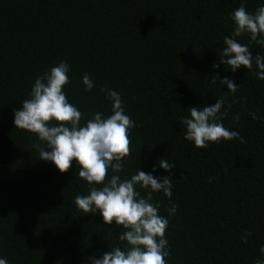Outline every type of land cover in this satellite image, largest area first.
Returning <instances> with one entry per match:
<instances>
[{"label":"trees","instance_id":"obj_1","mask_svg":"<svg viewBox=\"0 0 264 264\" xmlns=\"http://www.w3.org/2000/svg\"><path fill=\"white\" fill-rule=\"evenodd\" d=\"M241 3L249 13L264 6V0H0V258L7 264H92L89 257L127 248L118 239L122 226L106 225L99 213L75 205L77 195L89 194L79 165L74 161L60 173L39 160L33 144L46 145L38 137L15 128L14 111L30 98L35 79L63 61L70 66L64 92L83 113L81 125L96 112L112 114L102 88L120 94L135 122L131 155L123 171L109 169L108 178L129 179L139 168L161 179L171 175V203L162 191L152 193L158 214L169 221L167 264L264 260V80L255 65L233 72L219 57ZM235 39L253 56H264V46L249 43V34ZM213 75L239 88L232 93L219 81L210 84ZM217 100L224 101V127L246 143L221 140L197 148L184 139L180 120L190 118V107ZM162 158L176 166L171 173L159 167ZM136 190L141 197L150 191ZM172 204L177 211L170 216Z\"/></svg>","mask_w":264,"mask_h":264},{"label":"clouds","instance_id":"obj_2","mask_svg":"<svg viewBox=\"0 0 264 264\" xmlns=\"http://www.w3.org/2000/svg\"><path fill=\"white\" fill-rule=\"evenodd\" d=\"M234 31L232 36L224 37L225 47L219 53L220 63L235 72L240 67L248 71L258 69L256 75L264 80V56H253L247 45L237 42L235 37L249 34V43L264 46V6L258 7L254 13L246 10L245 3L232 13ZM219 67L213 64V68ZM70 66L60 62L51 67L49 72L35 79L28 99L22 107L14 111L15 128L35 134L40 143H34L33 148L39 152V160L50 161L60 173L68 172L73 162L79 165V177L87 181L88 195H77L75 205L85 214L99 213L106 225H119L125 230L118 239L127 243V248L120 246L110 248L101 258L89 257L92 264H167L170 255L166 231L168 219L158 214L159 205L152 203V193L163 192L171 203V175L155 177L152 173L137 171L129 179H121L113 174L108 178L109 169L113 173L123 171L122 161L131 155L130 129L135 122L125 114L121 96L116 91L102 88L111 100V115L105 118L96 112L93 118L81 125L83 113L69 103L64 87L70 83L68 73ZM227 85L229 92L235 93L239 87L230 78L220 79L213 75L210 84ZM86 90L94 87L88 74L83 76ZM223 100H217L212 106L190 107V118H181L184 126V139L194 142L197 148H207L209 143H220L221 140L240 139L236 131L224 127L221 109ZM255 119V114L252 113ZM235 119H239L236 116ZM159 167L171 173L176 166L168 159H160ZM154 167L152 172H155ZM187 179V177H181ZM102 185V187H97ZM139 185L150 189L146 197H141L136 190ZM169 215H174L177 205L172 204L167 209ZM246 233L241 242L247 243ZM264 255V246L260 248ZM0 264H7L0 258ZM255 264H264L257 260Z\"/></svg>","mask_w":264,"mask_h":264}]
</instances>
